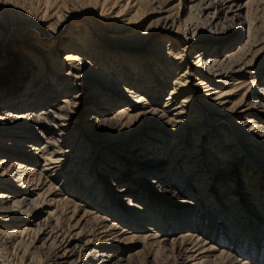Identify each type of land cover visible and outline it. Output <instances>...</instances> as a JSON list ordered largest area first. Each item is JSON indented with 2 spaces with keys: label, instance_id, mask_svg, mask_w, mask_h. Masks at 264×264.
<instances>
[{
  "label": "rangeland",
  "instance_id": "rangeland-1",
  "mask_svg": "<svg viewBox=\"0 0 264 264\" xmlns=\"http://www.w3.org/2000/svg\"><path fill=\"white\" fill-rule=\"evenodd\" d=\"M235 1L231 13H224L218 8L220 11L218 19H213L214 10L200 14L208 21L206 24L200 16H196L197 25H192L190 29L196 26L194 30L196 37L204 41L199 44L200 50H197L195 44L191 42L190 29L184 33L182 30H173L172 33L163 31L156 38L150 36L149 39L144 40V36L154 33L153 26L157 19L169 16L171 19L179 18L180 21L185 22L190 17V12L186 8L177 12V1L165 6L162 14H157L162 0H156L155 4L145 0L147 14L139 23L140 26L128 27L121 32L122 42L132 43L133 47H138L137 52L121 49V46L114 44L105 37V35H115L110 32L104 33L103 39L95 40L98 52L96 56L95 54L92 56V63L95 65L100 63L105 67L113 65L111 72L114 76L117 75L114 72L115 67L119 68L120 65L121 69H126L125 74L117 76L120 84L129 81L126 74L130 73V65L138 66L144 74H147L144 80L135 81L134 85L130 86L143 95L144 100L140 102L141 105L132 102L129 93L113 87L117 94L119 92V96L113 97V107L105 110L101 98L91 97V91H95V95H104L105 91L103 93L98 86L92 89L93 85H89V90H82L79 86L70 85L71 87L67 86L68 90L63 86L58 89L59 91H55L57 86L51 85V80L46 81L44 86L53 88V92L58 95L55 104L66 95L68 98L74 93L82 95V98H78L75 101L77 103L74 104V108L80 111L81 117L73 121L75 122L73 129L83 137L82 146L84 143H89L92 147L88 155L91 166L87 170L89 166L82 167L83 163L74 164L78 156L82 155V158H86L85 150L81 153L76 150L68 159L67 165L61 167L58 172L51 170L49 177L41 173L43 165L41 160L36 165H27L19 160L15 163L30 168L29 171L25 168L19 169L21 177L38 179L39 185L45 184L43 186L45 190L48 184H51L61 198L66 199L68 206L66 212L74 211L70 221L73 228L70 232L73 237H76L78 232L84 235L78 238L76 246L82 249L85 238L93 240L94 246L87 253L92 258H95L96 253L105 252L111 256L110 264L115 261L118 264H213V261L220 260V254H223L228 261L227 259L219 261L218 264H228L229 260L230 264H264V139H262L264 137V0ZM176 13L178 16H175ZM72 15L71 18L77 20L74 21V26L81 29L83 25L87 26L86 19L79 13ZM67 22L63 27H67ZM17 29L19 27H16ZM81 29L79 31H82ZM87 32L90 33L91 30ZM31 33L30 31L29 34H24L25 39H31L33 36ZM90 34L93 35V32ZM94 35L92 37L96 38ZM16 36L15 34L14 39ZM213 37L217 39L214 44L208 42ZM43 41L41 50L44 52H40L41 59L46 57L44 53L49 51L54 39ZM138 43L142 44L137 46ZM154 45L159 46L157 58L153 54ZM5 51L9 53L13 51V47L9 45ZM62 54L63 52H57V58ZM83 54L88 58L90 51L84 50ZM201 54L204 57L198 68L196 56ZM133 55L136 56L131 58ZM228 55L234 56L227 61ZM152 56L154 60H150L152 62L147 60L146 63L145 59H150ZM210 57L224 63V69H242L240 73L231 75L233 80L228 79L224 81V85H218L219 92L229 94L227 104L223 108L228 111L233 109L229 112L224 111V116L215 114L213 109H206L208 97L205 95L209 94L207 89L214 88L208 85L205 74V65L208 66ZM42 61L41 63L44 62ZM245 63H247L246 67L242 65ZM33 65L32 73H35L36 62ZM161 66L165 70L164 74H167L164 79L158 75ZM45 69V75L48 73L47 77L50 78L49 64ZM61 69L62 66L58 70ZM56 74L57 68L53 77ZM152 75L157 80H149ZM175 81L178 85L173 86ZM198 83L202 84L198 85ZM63 90L66 94L62 93ZM111 90L114 91L112 88ZM172 90L175 92L169 96V91ZM185 98L189 102L181 104ZM170 100L171 102L168 103L167 101ZM167 104L168 108H164ZM134 105L140 108L132 110L129 114L136 112L143 114L131 119L128 127L115 130V118L107 119L108 114L120 106L127 108V113L130 111L129 107ZM177 106L179 109L173 110ZM240 106L246 111L244 114L237 117L228 115ZM2 107L3 105H0V109ZM92 107L96 108V112L91 110ZM163 110L167 113L162 117L160 112ZM180 111L182 114L175 117L174 114ZM150 112L158 114H154L156 117H151ZM156 118L160 120H155ZM168 119L183 121L186 126L179 125V128H176V125L167 123ZM247 121L251 124L246 126ZM235 123H240V127L234 126ZM249 126L252 128L250 131ZM180 128L184 130L185 135L176 133L182 135L176 138L173 132H177ZM198 138L201 142L195 148ZM172 140L177 142L176 145L180 144L179 148H172L173 145H170ZM37 143L44 145L43 140ZM206 149L208 151H204ZM48 151L52 152L53 149L49 147ZM145 162L146 164H142ZM160 164L162 168L159 174H150L151 170ZM7 167L8 164H3L0 169L5 171ZM103 168L114 170L117 179L133 184L136 196L128 198L137 206L151 210L150 212L158 211V216L152 215L153 221L147 217L149 224L143 222L138 226L133 225L129 220L124 221L119 218L118 220L111 217L106 220L101 219L100 216L103 215L97 210L98 203L102 200L99 197L104 187L111 194L113 185L110 184L113 178H104V183L101 179L96 180L102 185L99 189L96 186L90 191L86 190V187L93 186V176L95 173L100 176ZM197 174L200 178H196ZM41 188L42 186L39 187ZM165 191L173 194L163 196ZM180 191L183 195L177 199L175 195H179ZM86 197L96 209L85 203ZM46 210L52 209L45 208L44 211ZM121 215L132 218L134 214ZM231 220H234V223H231ZM183 223L189 226H184ZM111 224H116L117 227L112 228ZM62 226L66 229L64 223ZM148 227L157 234L155 240L165 243L164 249L154 245L146 248L145 244L143 246L145 242L147 245L150 244V238L153 237L152 232L147 230ZM180 233H190L200 245L203 244L212 251L200 255L194 253L193 257L188 259L184 258L182 253L177 255V251L170 253L166 247L171 241L178 240ZM49 252V249H44L39 256L44 259Z\"/></svg>",
  "mask_w": 264,
  "mask_h": 264
},
{
  "label": "bare ground",
  "instance_id": "bare-ground-1",
  "mask_svg": "<svg viewBox=\"0 0 264 264\" xmlns=\"http://www.w3.org/2000/svg\"><path fill=\"white\" fill-rule=\"evenodd\" d=\"M148 1L156 3V0ZM173 1H177L178 13L182 8H186L190 12V17L185 22L180 21L179 18L171 19L169 16L157 19L153 26L154 33L144 36V40L149 39L150 36L156 38L163 31L172 33L173 30H182L184 33L197 23L196 16L201 17L200 14H205L209 10H214L213 19H218L220 11L231 13L230 10L234 8L236 2L235 0H216L217 2H214V0H162L159 3V12L157 14H162L163 8ZM146 5L145 0H0V105H3L0 109V166L8 164L5 171H1L2 169H0V264H110L111 259L109 257L111 256L107 253L105 254V252L96 253L95 258L87 254L89 249L94 246L93 240L84 239L82 246L86 247V249L76 246L78 238L82 237L83 234L78 232L76 237H73L70 232L73 228L70 221L74 211L73 213L66 212L68 207L66 205L67 201L65 202L66 199L61 198L56 188L48 184L45 190L43 187L45 184L39 185L40 181L38 179H24L21 177L19 169L25 168V170L29 171L30 168L24 167L21 163L25 162L27 165H36L41 160L43 162L41 173L49 177L51 170L58 172L61 167L67 165L68 159L76 150L79 153L85 150L87 153L86 158H82V155L75 158L76 163L74 164L83 163L82 167L89 166L87 170L91 166L89 162L90 156L88 155L92 147L89 143H84L83 147L81 145L83 137L78 135L73 129V125H75L73 121L81 117L80 111L74 108V104L77 103L75 101L78 98H82V95L74 93L69 95V98L66 95L58 104H55L57 94L53 92V88L44 86L47 80H51V85H54V87L57 86L55 91L63 86L68 90L67 86L70 85L79 86L82 90L88 89L89 85H93L92 89L97 86L100 87L102 92L105 91V93L103 92L104 95H95V91H91V97L101 98V102L106 107L105 110H108L111 106L113 107L114 100L112 98H118L119 96V92L117 94L115 88L129 93V97L133 99L132 102L141 105L140 102L144 100L143 95L136 92L134 87L131 88L130 86L134 85L135 81L139 80L138 82H141L144 80L147 74H144L138 66L135 67L133 65L131 67L130 65V73L126 74L129 81L125 83L126 85L123 83L124 81L122 82L123 84H120V79L117 76L125 74L124 70L126 69H121L120 65L119 68L118 66L115 67L114 72L117 75L114 76L111 72L113 65L106 67L103 64L100 65V63L95 65L92 63V56L94 54L96 56L98 52V48L96 47L97 41L103 39L104 33L107 32L115 34L112 36L105 35V37L110 39L114 44L121 46V49L131 52L139 51L138 47L132 46V43L127 42L125 44L122 42L123 36L121 32L128 27L140 26L139 23L144 20V15L147 14ZM218 8L221 10L219 11ZM74 13H79L86 19L87 28L84 25L82 29L74 26V21H77L71 18ZM178 13L175 16H178ZM68 19L69 21L67 22ZM65 22H67V27H63ZM203 22L206 24L208 21L204 18ZM23 24L24 26L22 27ZM16 27H19V29L16 30ZM195 27L192 28L193 30H189L192 34L191 42L195 44L194 47L197 50H200L199 44L204 41L196 37V33H194ZM79 29L82 31H79ZM90 30L93 32V35L95 34L96 38L92 37L91 32H87ZM30 31L33 36L31 39H25L24 34H29ZM15 34L17 36L14 39ZM213 38L209 39L208 42L213 44L217 42V39ZM45 39H54V42L50 44L49 51L47 50L44 53L46 57L41 59L40 52H44V50H41V46L44 44L43 40ZM14 40L15 42H13ZM57 44L58 46L56 47ZM141 44L138 43L136 45L140 46ZM9 45L13 47V51L8 53L5 49ZM57 48L62 49L59 51ZM153 48V54L157 58L159 46L154 45ZM84 50L90 51L88 58L84 56ZM57 52H63L62 56L57 58ZM134 56L136 55L131 56V58H134ZM233 56H226L227 61L231 60ZM203 57L202 54L196 56L198 68ZM37 59L38 61H36ZM145 60L147 63V60H154V57L152 56L150 59ZM35 62V73H32L33 63ZM48 64L51 71L50 78L47 77L48 73L45 75V67ZM232 64L234 65V63ZM242 65L246 67L247 63ZM61 66L62 69L59 71L58 69ZM162 67H160L158 75L161 79H164L167 74H164L163 71L165 70ZM223 67L224 63L218 62L211 57L208 66L205 65L208 85L214 87L213 90L211 88L207 89L209 94L205 95L208 97V107L206 106V109H213L212 111L220 116L225 115L224 111L229 112L233 109L228 111L226 108H223L227 104L229 94L222 91L219 92L218 85H224L225 80H231V75L240 73V70H242L224 69ZM56 68L57 74L53 77ZM155 79L157 80L152 75L149 80ZM4 81L8 82L4 83ZM201 84L198 83V85ZM176 85H178L177 81L174 82L173 86ZM64 90L62 91L63 94L65 93ZM174 92V90L169 91V96ZM118 100L120 102V99ZM171 100L167 102L170 103ZM187 102L189 101L185 98L181 104ZM138 105L129 107L130 111L127 113V108L122 106L117 107L108 114L107 119L115 118V123L113 122L115 130L124 129L130 125L131 119L143 114L139 112L132 115L129 114L132 110L140 108ZM164 108H168V104ZM176 109H179V107L177 106L173 110ZM91 110H95L96 112L95 107H92ZM245 112L242 106H240L228 115L237 117ZM160 113L163 117L167 112L163 110ZM154 114L157 115L158 113L150 112L151 117H156ZM180 114H182L181 111L175 113L174 116L177 117ZM160 118H156L155 120H160ZM171 119H168L167 123L176 125V128H179V125L186 126L183 121ZM249 123L247 121L245 125L247 126ZM239 125L241 124H234L237 127ZM182 128L178 129L177 132H173L176 138L185 135ZM248 128L249 131L252 130L251 126ZM249 131L242 132L249 133ZM176 133H181L182 135H176ZM175 136H172V138ZM40 140H43V146L37 143ZM200 142V138H198V141L194 145L195 148ZM67 143L69 144L67 145ZM176 144L175 140L170 141L173 149L179 148L180 144ZM72 145H77V147H73ZM49 147L53 149L52 152L48 151ZM196 152L198 151L196 150ZM17 160L22 162L16 164L15 161ZM144 160H146V157ZM142 164H146V162ZM160 168H162L161 164L152 169L150 174L158 175ZM115 174L114 170L110 171L108 168H103L100 176L97 173L93 176V186L86 187V190L93 191L96 186L98 189L102 187L101 183L96 182V180L101 179L104 183V178H113V182L110 184L113 185L111 194L104 187L101 191V197H99L102 200L98 203L99 208L97 210L103 215L100 216L101 219L106 220L108 217H111L115 220H118V218L124 219V221L129 220L135 226L143 222L148 223L149 219L147 217L153 221L152 215L158 216V211L150 212L151 210H147L145 207L141 208V206H137L132 199L128 198L136 196L134 185L125 180L117 179ZM196 178H200V176L197 174ZM41 186L42 188L39 189ZM172 194L165 191L162 195L168 196ZM181 195H183V192L180 191L179 195L176 194L175 196L178 199ZM85 203L91 208L96 209L87 197ZM45 208L52 210L44 211ZM126 213H133L134 215H132V218L128 216L126 218L122 217L121 214ZM139 216L142 217L139 218ZM63 223L66 229L62 226ZM186 223H183V225L185 224L184 226L188 227L189 225H186ZM231 223H234V220H231ZM111 225L113 226L112 228L117 227L116 224ZM147 230L152 232L153 237L150 238V244L147 245V242L143 243V246L145 244V248L153 245L156 247L165 246L163 241L155 240L157 235L155 231L151 230L150 227ZM166 248L170 253H173L172 251H177V255H181L182 253L186 259L192 258L194 253L200 255L212 251L211 248H205L203 244L200 245L197 239L190 233H180L178 240L171 241ZM44 249H49L50 252L42 259L39 253ZM220 255V260L213 261V264H218L219 261L222 262L226 259L228 261L225 255ZM230 263L229 260L228 264Z\"/></svg>",
  "mask_w": 264,
  "mask_h": 264
}]
</instances>
